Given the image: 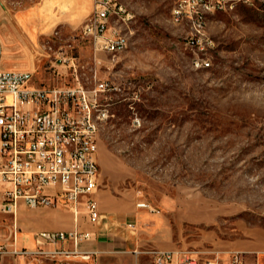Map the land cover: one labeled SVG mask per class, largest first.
Here are the masks:
<instances>
[{
	"label": "rangeland",
	"instance_id": "374dc122",
	"mask_svg": "<svg viewBox=\"0 0 264 264\" xmlns=\"http://www.w3.org/2000/svg\"><path fill=\"white\" fill-rule=\"evenodd\" d=\"M119 2L126 10L112 11L111 32L125 34L128 46L113 54L82 33L99 0H0L3 66L34 70L35 83L47 86L73 85L76 73L90 90L109 82V98L100 97L110 117L98 141L99 203L152 204L162 212L159 227L183 248L211 251L256 236L264 231V0H191L180 14L181 0ZM202 58L211 66L197 65ZM12 223L0 212L6 244ZM18 226L19 247L36 249L35 224L19 212ZM154 232L140 228L138 257L84 259L46 245L0 254V264H152ZM258 256L247 252L248 264H264Z\"/></svg>",
	"mask_w": 264,
	"mask_h": 264
},
{
	"label": "built area",
	"instance_id": "2783aa9c",
	"mask_svg": "<svg viewBox=\"0 0 264 264\" xmlns=\"http://www.w3.org/2000/svg\"><path fill=\"white\" fill-rule=\"evenodd\" d=\"M190 2L181 0L174 12L180 14L181 6ZM223 5L222 0H217L213 7ZM125 10L115 0H99L96 12L82 29L83 35L93 37L96 49L113 54L125 50V36H120L117 29L111 32L110 23L112 11ZM3 54L0 37V212L13 216L12 241L9 244L0 241V254L40 253L46 245H54L60 253L89 259L90 254L82 250V244L93 238L95 232L78 225L71 230H40L35 234L36 249L20 248L18 212L26 205L70 210L77 222L82 213L93 224L105 218L98 200L101 172L98 141L101 126L110 117L109 111L100 112V97L105 95L108 99L112 91L109 82L90 90L76 73L73 85L37 84L34 70L5 68ZM197 61L203 67L211 66L206 58ZM135 95L139 96V92ZM132 121L134 125L141 124L139 116ZM143 205L156 210L150 203ZM129 226L137 230L135 223ZM142 252L140 247L132 250L136 257ZM147 253L152 264H248L247 252L242 250L223 254L219 250L152 248Z\"/></svg>",
	"mask_w": 264,
	"mask_h": 264
},
{
	"label": "crops",
	"instance_id": "0c3cea01",
	"mask_svg": "<svg viewBox=\"0 0 264 264\" xmlns=\"http://www.w3.org/2000/svg\"><path fill=\"white\" fill-rule=\"evenodd\" d=\"M3 63V60H2ZM9 69H21L15 66H6ZM99 198V193H98ZM132 206L131 208H123L118 203H105L102 199L100 203V209L105 215V218L101 220L100 223H91L87 216H79L78 222L74 219V214L70 210L54 209L49 208V210H36L30 211L25 210V206L20 207V217L26 224L33 222L35 224L34 229V239L30 246L35 247V234L40 230H71L77 225L85 230H90L95 232V235L90 240L84 241L82 244V250L89 252L90 258L100 252L110 251H129L136 247H139L138 234L140 228L144 225H151V228H155L154 233L151 234L154 247L161 250H174V249H187L179 247L176 239L173 237V232L170 231L169 227L160 228V224H164V220L161 216L160 210L151 211L148 208H140ZM173 209V207H171ZM18 212V215H19ZM26 218V220H24ZM196 221L205 220L204 216L194 214L193 220ZM81 220V225H80ZM195 221V220H194ZM154 222V223H153ZM135 223L137 225V230H131L129 224ZM159 231L164 232V234L159 233ZM254 232V230H252ZM163 235V237H161ZM166 236V237H165ZM91 241L89 245L87 242ZM19 234H18V246H19ZM136 243V244H135ZM70 244H66L69 246ZM220 248L217 249L221 253L226 254L227 252L234 250H242L246 252H257L258 259H264V231L258 232L256 236H250L245 239L228 240L220 244ZM21 247L27 248L25 245H20ZM81 256L82 255H77Z\"/></svg>",
	"mask_w": 264,
	"mask_h": 264
},
{
	"label": "bare ground",
	"instance_id": "6f19581e",
	"mask_svg": "<svg viewBox=\"0 0 264 264\" xmlns=\"http://www.w3.org/2000/svg\"><path fill=\"white\" fill-rule=\"evenodd\" d=\"M115 1H117L118 4H121L122 7H123V9H125L124 6H123V4L120 3L119 0H115ZM207 6H208V5H207ZM184 7H185V6H181V12H182V8H184ZM183 13H184V12H183ZM177 20H178V19H177ZM120 36H125V40H124V49H126L127 46H128V38H127V36H126L125 34H123V33H121V32H120ZM196 63H197V65H198V61H196ZM107 111H109V109H108L106 106H103V104H100V112H107Z\"/></svg>",
	"mask_w": 264,
	"mask_h": 264
}]
</instances>
